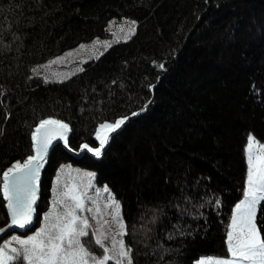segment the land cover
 <instances>
[{"label": "trees", "instance_id": "16d2710c", "mask_svg": "<svg viewBox=\"0 0 264 264\" xmlns=\"http://www.w3.org/2000/svg\"><path fill=\"white\" fill-rule=\"evenodd\" d=\"M122 18L135 32L114 37L110 21ZM105 37L106 49L64 79L30 75L36 63ZM0 92V225L1 175L32 153L39 121L67 122L76 148L137 112L100 158L53 147L37 214L57 169L72 164L119 202L132 264L229 254L248 137L264 140V0H0ZM255 223L264 237V204Z\"/></svg>", "mask_w": 264, "mask_h": 264}, {"label": "snow or ice", "instance_id": "6c2138e0", "mask_svg": "<svg viewBox=\"0 0 264 264\" xmlns=\"http://www.w3.org/2000/svg\"><path fill=\"white\" fill-rule=\"evenodd\" d=\"M135 23V21L131 22L133 27L130 28V32H135ZM0 95L3 93L0 92ZM137 115L139 113L133 112L131 116H125L114 123L102 124L100 128L104 130V135L102 136L100 132L97 133L99 147L91 148L87 144H83L80 151L86 150L96 158H100L110 135L125 125L131 117ZM68 131V125L62 121L41 120L39 126L32 133L33 148L36 155L29 156L23 163L16 162L11 168L3 172V195L7 200L6 208L10 216V224L6 227L16 226L25 229L31 225L35 211L39 170L43 167L45 154L53 140L64 139L65 144H67L66 133ZM253 147L258 149L255 162L253 161ZM247 151L249 164L247 186L243 191V199L235 206L230 230L226 233V247L229 257L202 258L198 264H264V237L261 236L255 223L256 214L261 205L264 204V145H260L249 134ZM86 175L93 177L95 174L86 173ZM104 191L109 192L107 186H105ZM63 195L70 198L74 206L68 208L63 218L57 216L56 223L46 224L34 235L26 239L14 237L21 249H9L7 242L0 246V264H9L10 261H19V264H89V260L93 264H106L112 259L111 256L107 255L108 249L103 248V240L107 238L103 234H92L95 237V245L103 248L105 253L103 258L97 259L91 255L85 246L86 242L81 239L89 236L87 231L88 220L75 214L77 209L84 210L83 200L80 196L69 191L64 192ZM60 202L62 201L57 199L56 203ZM106 207L112 208L113 221L118 222L122 229L120 235L123 237L126 233L123 231V220L119 217V202L111 196L110 192L109 203ZM88 211L92 210L88 209ZM0 231L3 230L0 229ZM116 243L114 240V246ZM119 243V257L127 259L128 264H132L130 256L132 250L124 246L122 239ZM9 251L12 255H9ZM116 264H122V260L118 259Z\"/></svg>", "mask_w": 264, "mask_h": 264}, {"label": "rangeland", "instance_id": "374dc122", "mask_svg": "<svg viewBox=\"0 0 264 264\" xmlns=\"http://www.w3.org/2000/svg\"><path fill=\"white\" fill-rule=\"evenodd\" d=\"M114 21V19L110 21V24H112L111 29L113 31H116L114 37H117L119 35L125 37L131 33L130 28H132L133 25L131 24V21L129 19L122 18L115 22ZM112 40L113 38L105 37L94 38L89 41H82L79 44L72 46L64 50L62 53L50 58L49 60L36 63L32 67L30 75L41 76L45 79H64L65 77L79 70L83 62H85L89 58L97 57L103 50L106 49V47ZM99 130L102 129L99 127ZM99 130L97 131V133L99 132ZM254 138L260 145H264V140L258 139L256 137ZM247 147L248 143L245 150L247 168L245 170L246 173L244 178V190L247 186V175L249 170ZM252 153L253 161L255 162V157L258 153V149L256 147H253ZM86 173L93 172L84 168H80L78 166H74L72 164H65L63 165V167L60 166L57 169L51 183L52 187L48 197L47 206L39 215H37L34 226L23 232H12L4 236L0 239V246H3L7 242L9 249H21V246L16 243L14 237L26 239L27 237L34 235L46 224L56 223L57 216L63 218L68 208L74 206L72 200L63 195L64 192L69 191L74 195L80 196L83 200L84 210L81 211L77 209L75 214L77 216H80L81 218H86L88 220L89 227L87 228V231L89 233V236L83 237L81 239L82 241L86 242L85 246L87 247L91 255L96 257L97 259H102L105 254L103 248H107V255L112 257L111 260L117 261L118 259H121L122 264H127V259H123L118 255L120 250L119 241L123 238L120 235L122 229L119 227L118 222L113 221L112 208L106 207V205H108L109 203L110 191L105 192L104 188L106 185L97 184L94 180V176L89 177L88 175H86ZM58 178L59 182L57 183ZM111 196L114 198L112 194ZM57 199L62 202L56 203ZM242 199L243 195L235 203L232 209L231 218L233 216L235 206ZM88 209H91L92 211H88ZM97 209H99V211H97ZM46 217H48V219H46ZM119 217L121 218L120 211ZM230 224L228 226V230H230ZM123 231L125 232V228H123ZM93 233H96L97 235L103 234V236L107 237L103 240V248L95 245V237L92 235ZM114 240L117 242L115 246L113 244ZM94 246L95 248L92 249ZM9 255H12L10 251ZM209 257L228 258L229 254L226 257L201 256L195 261V263L198 264V262L202 258ZM89 264H93V262L89 260Z\"/></svg>", "mask_w": 264, "mask_h": 264}, {"label": "water", "instance_id": "95a60500", "mask_svg": "<svg viewBox=\"0 0 264 264\" xmlns=\"http://www.w3.org/2000/svg\"><path fill=\"white\" fill-rule=\"evenodd\" d=\"M127 116H131V114H130V115H127ZM124 117H125V116H124ZM122 118H123V117H122ZM131 118H132V117H131ZM46 119L59 120V121H62L63 123H66V124L68 125L67 122H65L64 120L59 119V118H57V117H47V118H44V119H42V120H46ZM120 119H121V118H120ZM127 121H128V120H127ZM127 121H126V122H127ZM39 123H40V121L34 126L33 132H34V131L36 130V128L39 126ZM48 127H53V126H48ZM68 128H69V131L66 133L67 144H65V140H64V139L53 140L52 145L49 146V149H48L47 153L45 154V159H44V161H43V167L40 168V170H39V179H38V187H37V192H36V203H35V205H34L35 211H34V213H33V220H32L31 225H30L29 227L25 228V229H20V228H18V227H16V226L6 227V226H8V225L10 224V216H9L8 210H7V208H6L7 200L4 198V195H3V173H2V175H1V178H2V180H1V194H2V198L4 199V205H5V208H6V210H7L8 218H7V220H6L5 223H3L2 225H0V229L3 230V231H0V239L3 238V237L6 236V235L12 233V232H23V231L28 230V229H30V228H32V227L34 226L35 221H36V218H37V215H38V214H37V206H38V203H39L40 192H41V188H40L41 172H42V170H43V168H44V166H45V164H46V162H47V159H48V157H49V155H50V153H51V151H52V149H53V147H54L55 145L60 144V145L66 150V151H68L70 154H72V155H74V156H81V155H83L84 153H87V154H89L90 156L95 157L92 153L87 152L86 150L83 151V152H81V151H80V148H81V145H83V144H87V145H88L89 147H91V148L99 147V140H97V133H96V135L94 136V139H95V141L97 142L96 145H91V144L88 143V142H83V143H81L77 148H73V147H71V146L69 145V142H68V134H69V132H70V127H69V125H68ZM119 130H120V129H119ZM117 131H118V130H117ZM117 131H116V132H117ZM33 132H32V133H33ZM99 132H100V134H101L102 136L104 135V130H103V129L100 130ZM116 132H115V133H116ZM112 135H114V133H112V134L110 135V137H111ZM110 137H109V140H110ZM109 140H108V142L106 143L104 149L102 150V153H103L104 150L107 148V146H108V144H109ZM32 146H33V140H32ZM35 155H36V152H35V149L33 148L32 153H31L30 155H28L25 159H23L22 161H19V162L23 163V162H24L29 156H35ZM16 162H18V161H16ZM16 162H14L13 164H15ZM13 164H12V165H13ZM12 165L8 166L4 171H6L8 168H11ZM4 171H3V172H4Z\"/></svg>", "mask_w": 264, "mask_h": 264}, {"label": "bare ground", "instance_id": "6f19581e", "mask_svg": "<svg viewBox=\"0 0 264 264\" xmlns=\"http://www.w3.org/2000/svg\"><path fill=\"white\" fill-rule=\"evenodd\" d=\"M100 131V130H99Z\"/></svg>", "mask_w": 264, "mask_h": 264}]
</instances>
